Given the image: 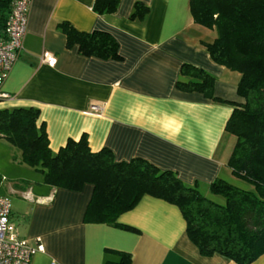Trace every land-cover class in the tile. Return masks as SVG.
Wrapping results in <instances>:
<instances>
[{
  "label": "crops",
  "instance_id": "crops-1",
  "mask_svg": "<svg viewBox=\"0 0 264 264\" xmlns=\"http://www.w3.org/2000/svg\"><path fill=\"white\" fill-rule=\"evenodd\" d=\"M137 1L148 7L142 21L129 17ZM93 2L31 0L23 47L2 84L8 97L0 109H38L36 123L43 124L53 154L67 140L85 136L90 151L107 148L117 162L144 159L213 200L219 199L209 185L217 178L242 186L227 165L234 139L224 131L232 104L242 102L236 92L240 75L211 59L203 43L214 33L193 22L189 0H118L109 14L94 12ZM60 22L109 33L120 60L67 47ZM42 55L53 62L41 61ZM183 64L212 75L213 97L224 102L178 88V81L190 80L180 75ZM7 176L12 183L6 188ZM42 178L0 139V194L9 198L10 220L20 238L39 237L44 246L30 264L115 261L106 249L130 253V264H236L219 254L201 255L174 204L143 195L117 218L136 231L85 223L92 186L52 188ZM250 264H264V253Z\"/></svg>",
  "mask_w": 264,
  "mask_h": 264
},
{
  "label": "trees",
  "instance_id": "trees-1",
  "mask_svg": "<svg viewBox=\"0 0 264 264\" xmlns=\"http://www.w3.org/2000/svg\"><path fill=\"white\" fill-rule=\"evenodd\" d=\"M13 0H0V36ZM118 0H94L92 10L109 14ZM148 7L135 2L130 19L142 21ZM195 24L214 33L204 42L211 59L239 73L236 92L224 131L234 144L227 161L242 186L217 178L209 191L219 200L202 195L196 185L187 186L172 171L160 170L144 159L117 162L107 148L90 151L85 136L67 140L53 154L43 124L37 125L38 109H0V139L20 152V162L38 171L52 188L80 191L85 184L92 193L83 214L85 223H105L125 230L136 229L117 222L143 195L178 207L188 239L204 256L219 254L236 264H250L264 253V0H189ZM58 29L67 47L80 54L120 60L118 44L106 32H82L67 22ZM180 75L190 78L176 86L213 97L214 78L206 71L183 64ZM116 260L104 264H130L131 254L106 249Z\"/></svg>",
  "mask_w": 264,
  "mask_h": 264
},
{
  "label": "built area",
  "instance_id": "built-area-1",
  "mask_svg": "<svg viewBox=\"0 0 264 264\" xmlns=\"http://www.w3.org/2000/svg\"><path fill=\"white\" fill-rule=\"evenodd\" d=\"M31 0H13L0 36V101L8 97L1 87L23 47ZM41 61L53 62L42 55ZM94 110L97 107H92ZM44 251L39 237L23 239L10 220L9 198L0 194V264H30L31 258Z\"/></svg>",
  "mask_w": 264,
  "mask_h": 264
},
{
  "label": "rangeland",
  "instance_id": "rangeland-1",
  "mask_svg": "<svg viewBox=\"0 0 264 264\" xmlns=\"http://www.w3.org/2000/svg\"><path fill=\"white\" fill-rule=\"evenodd\" d=\"M229 135V134H228ZM231 136V135H230ZM234 139V138H233ZM3 174V173H1ZM6 174V173H5ZM7 175V174H6ZM2 176V175H1ZM3 185L7 188L9 185H11L12 180L10 179V176L5 177V179H2Z\"/></svg>",
  "mask_w": 264,
  "mask_h": 264
}]
</instances>
